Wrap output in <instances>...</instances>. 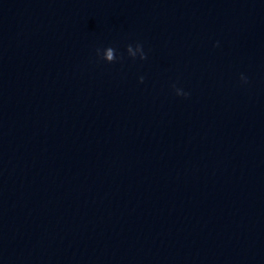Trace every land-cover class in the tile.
Returning a JSON list of instances; mask_svg holds the SVG:
<instances>
[{
    "label": "water",
    "instance_id": "obj_1",
    "mask_svg": "<svg viewBox=\"0 0 264 264\" xmlns=\"http://www.w3.org/2000/svg\"><path fill=\"white\" fill-rule=\"evenodd\" d=\"M0 264H264V0H0Z\"/></svg>",
    "mask_w": 264,
    "mask_h": 264
},
{
    "label": "clouds",
    "instance_id": "obj_2",
    "mask_svg": "<svg viewBox=\"0 0 264 264\" xmlns=\"http://www.w3.org/2000/svg\"><path fill=\"white\" fill-rule=\"evenodd\" d=\"M137 47L141 49V56H140V58L141 59H145L146 56H145V53L142 50V46L138 43L137 44ZM127 50H128L129 53H131V45H128ZM132 57H134V54H132ZM107 59L110 62H112V61H114L116 59V56L114 54V50L112 48H109V50H108ZM143 79H144V77H140V81L141 82H143ZM241 79L246 82V77H243V75L241 76ZM176 92H177V95H185V96L188 95V93L181 92L179 89H177Z\"/></svg>",
    "mask_w": 264,
    "mask_h": 264
}]
</instances>
